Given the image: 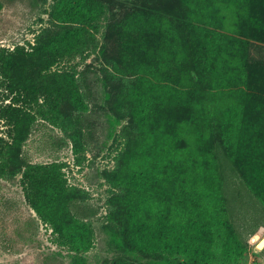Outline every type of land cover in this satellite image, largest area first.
<instances>
[{"label": "rangeland", "instance_id": "1", "mask_svg": "<svg viewBox=\"0 0 264 264\" xmlns=\"http://www.w3.org/2000/svg\"><path fill=\"white\" fill-rule=\"evenodd\" d=\"M59 1L0 0V60H6L9 73L21 83L53 92L52 97L42 95L38 104H29L32 122L20 144L0 160V264H165L159 255L121 248V238L139 229L130 224L134 210L142 220L172 215L168 203L156 208L161 205L157 203L161 198L158 178L143 177L135 187L124 184L130 180L135 161L148 151L158 153L160 140L133 116L135 90L143 84L145 72H138L133 64L140 49L128 43L143 35L153 38L149 30L153 20L167 26L182 21L187 3L192 2L83 0L94 7L95 19L72 24L57 18ZM238 1L243 2L218 3L220 15L234 18ZM257 1L264 2L256 0L255 5ZM198 4H192L193 8ZM256 8V16L264 15V9ZM192 24L198 44L200 28L207 25L199 17ZM262 39L254 40L255 45L264 48ZM36 45L40 49L34 50ZM1 65L0 61V109L11 101ZM179 72L183 89L199 87L195 72V82L188 86L187 76ZM145 76L144 83L150 86L162 77ZM219 92L221 101H231L230 89ZM200 127V136L199 121L184 133L194 174H199V164L203 174L199 185L204 196L196 201L190 197L188 203L199 208L197 218L204 220L205 236L199 237V249L212 264H264V249H257L264 237V202L249 188L227 152L217 124L206 130L203 123ZM7 131L0 118V137L11 141ZM50 164L61 168L65 180L58 231L30 206L24 192L26 169ZM128 190L133 192L132 200ZM140 199H147L143 207L156 209L151 214L141 209ZM165 222L169 230L177 223ZM174 230L179 233L181 228ZM175 259L178 264L186 261L181 256Z\"/></svg>", "mask_w": 264, "mask_h": 264}, {"label": "trees", "instance_id": "2", "mask_svg": "<svg viewBox=\"0 0 264 264\" xmlns=\"http://www.w3.org/2000/svg\"><path fill=\"white\" fill-rule=\"evenodd\" d=\"M222 1L199 0L194 9L192 4L198 2L189 0L192 3H187L188 9L182 21L167 26L153 20V29H149L155 34L153 38L143 35L128 43V46L134 44L140 49L139 53L135 52L137 58L133 61L136 70L145 72V75L162 77H158L160 82L152 86L144 83L147 76L141 77L143 84L135 90L131 106L135 119L143 127L151 129L150 135L160 138L158 153L154 155L148 151L135 161L130 180L124 184L133 183L135 187L143 177L158 178L157 191L161 198L157 203L161 205L156 208L161 209L168 203L172 215L162 213L155 221L151 218L142 220L137 217L139 212L134 210L130 224L133 228L139 226V229L121 238V248L159 255L165 264H178L176 256L185 258L182 264H212L210 257L199 249V237L205 236L204 220L197 218L199 208L188 204L190 197L196 201L199 196H204L199 185L203 177L202 167L199 164V174H194L195 163L190 158L188 140L184 135L192 124L199 121V136L200 124L203 123L205 130L208 126L211 128L213 122L217 124L227 152L249 188L264 202V48L254 43V40L263 42L264 38V15L256 16L258 13L254 12L256 6L259 7L256 9H264V2L257 1L255 5L256 0L238 1L235 17L228 20L220 15L218 3ZM57 10V18L72 24L91 23L96 14L94 7L83 0H60ZM195 17L207 25L200 28L203 33L198 44L192 24ZM142 24L145 22L139 24L141 28ZM144 27L147 30V25ZM213 47L214 58L211 57ZM35 49L40 48L36 45ZM0 61L1 73L8 81L11 98L0 109V118L8 127L7 134L11 138V141H6L0 137V160H3L20 144L22 134L33 120L29 104H38L42 95L52 97L53 92L43 86L21 83L9 73L6 60L1 58ZM127 62L128 59L126 64L129 65ZM116 68L125 72L118 66ZM179 70L180 74L187 76V86L195 82V72L199 87L183 89ZM148 86L150 89H145ZM223 88L230 89L227 96L231 101L218 98L219 90ZM64 182L57 164L31 166L24 172L27 201L43 220L53 223L57 231ZM133 186L129 188L133 189ZM169 189L175 192L168 193ZM132 194L128 190L131 200ZM167 195L169 198L165 199ZM145 201L140 199L138 206L151 214L156 208L143 207ZM165 218L177 221L173 223L174 229L180 227V232L169 230Z\"/></svg>", "mask_w": 264, "mask_h": 264}, {"label": "water", "instance_id": "3", "mask_svg": "<svg viewBox=\"0 0 264 264\" xmlns=\"http://www.w3.org/2000/svg\"><path fill=\"white\" fill-rule=\"evenodd\" d=\"M257 249L258 250H263L264 249V237L257 244Z\"/></svg>", "mask_w": 264, "mask_h": 264}]
</instances>
